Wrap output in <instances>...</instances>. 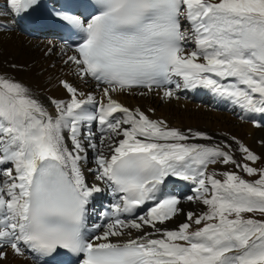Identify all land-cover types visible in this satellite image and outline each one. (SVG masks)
I'll return each instance as SVG.
<instances>
[{"label":"snow or ice","instance_id":"snow-or-ice-1","mask_svg":"<svg viewBox=\"0 0 264 264\" xmlns=\"http://www.w3.org/2000/svg\"><path fill=\"white\" fill-rule=\"evenodd\" d=\"M36 4L9 0V9L19 16ZM92 7L83 19L56 15L80 36L65 64L94 80L99 98L61 79L68 99L49 97V108L0 75V261L11 250L44 264L66 250L76 264H264L261 157L235 137L242 161L226 142L186 143L211 137L169 128L115 98L146 89L140 95L171 99L202 87L264 115V0H93ZM85 140L95 153L91 182ZM217 164L256 179L209 172ZM171 177L190 182L187 201L207 207L187 212L176 229L160 227L183 212L181 198L165 192ZM105 187L118 198L103 223L89 227L91 201Z\"/></svg>","mask_w":264,"mask_h":264},{"label":"bare ground","instance_id":"bare-ground-1","mask_svg":"<svg viewBox=\"0 0 264 264\" xmlns=\"http://www.w3.org/2000/svg\"><path fill=\"white\" fill-rule=\"evenodd\" d=\"M0 22V25L4 24V27L0 28V60L2 61H0V75L13 78L30 88L33 94L49 108H51L48 102L49 97L68 99V94L59 85L61 79H66L81 91L94 93L99 98L100 89L96 87V83H93L89 78L81 80L75 74V65L71 62L65 64L67 57L73 55L74 51L59 43L57 32L41 29L43 24L37 20L34 13L27 12L25 15L17 16L10 11L7 0H0ZM45 34H47L46 38L40 37ZM141 91L147 90L134 89L131 93L116 95L115 98L131 109L139 108L150 119L165 121L169 128H176L187 135H191L187 132L188 128H191L193 132H202L211 137L210 140L190 139L186 143L211 146L226 142L231 144L237 159L238 146L232 140V137H235L236 140L259 155L264 162V128L257 127L254 123L258 118V113L245 112L239 119L234 118L238 112L224 110L230 105L238 106L202 87L181 88L171 99H162L161 95H157L156 92L140 95ZM221 104H223L222 108H220ZM89 108L93 110L92 106ZM248 120L251 123H248ZM89 126L95 133L96 142L99 143L101 132L95 128V126H99L98 122H92ZM213 127L216 130L221 129L220 134L212 132ZM83 131H87V127ZM84 144L86 160L83 161V164L85 174L91 182L93 177L87 170L95 167V153L87 146L86 140ZM227 166L224 164L209 166V172L215 170L220 173ZM175 178L171 177L166 181V193L173 194L176 190L179 192V188L174 182ZM111 193V190L105 187V190L100 193V198H93L91 201L89 227L98 223V220L93 218L94 210L99 208V206L96 208V205L104 203L106 199L110 200ZM179 207L183 209V212L160 227L176 229L180 223L185 222L187 212L207 211V207L199 202L182 201ZM97 212L96 210L95 215L98 214ZM0 264H35V261L31 253L19 257L8 250L7 259L0 261Z\"/></svg>","mask_w":264,"mask_h":264},{"label":"rangeland","instance_id":"rangeland-1","mask_svg":"<svg viewBox=\"0 0 264 264\" xmlns=\"http://www.w3.org/2000/svg\"><path fill=\"white\" fill-rule=\"evenodd\" d=\"M7 6H9V0H7ZM0 23H1V22H0ZM3 27H4V24L0 25V28H3ZM46 36H47V34H45V35H41L40 37H41V38H46ZM48 39H50V38H48ZM0 61H1V60H0ZM1 62H2V61H1ZM234 118H237V116L234 115ZM237 119H238V118H237ZM247 122H248V123H249V122L251 123L250 120H248ZM259 127L264 128V124H262V125L259 126ZM189 130H192V132H193V129L188 128V130H187L188 133H190ZM212 130H213L212 132H215L216 134H220V132H221V129L216 130L214 127H213ZM190 134H191V133H190ZM237 160H238V161H242V156H241V153H240V152H239V155H238V157H237ZM255 166H256V167H264V162H263L262 160H260V161L257 162V164H256ZM223 171L239 172V174H240L241 176H243L246 180L256 179V177H249V176H247L246 173L240 172L239 169H236V168H235L234 166H232V165H228L227 168H226L225 170H223ZM217 177H218L219 179H223L222 176H219V175H218ZM245 215H246V217H247L248 215H255V214H245ZM255 218H257V219H261V217H259V216H256ZM3 261H5V260H3Z\"/></svg>","mask_w":264,"mask_h":264}]
</instances>
